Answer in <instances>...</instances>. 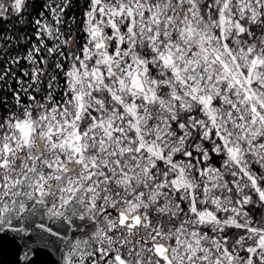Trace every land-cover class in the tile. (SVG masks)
<instances>
[{
  "label": "snow or ice",
  "instance_id": "1",
  "mask_svg": "<svg viewBox=\"0 0 264 264\" xmlns=\"http://www.w3.org/2000/svg\"><path fill=\"white\" fill-rule=\"evenodd\" d=\"M0 236L264 264V0H0Z\"/></svg>",
  "mask_w": 264,
  "mask_h": 264
},
{
  "label": "water",
  "instance_id": "2",
  "mask_svg": "<svg viewBox=\"0 0 264 264\" xmlns=\"http://www.w3.org/2000/svg\"><path fill=\"white\" fill-rule=\"evenodd\" d=\"M17 246L8 237L0 236V264H16ZM49 257L40 254L36 258V264H48Z\"/></svg>",
  "mask_w": 264,
  "mask_h": 264
}]
</instances>
